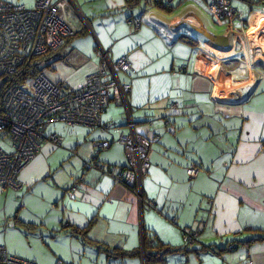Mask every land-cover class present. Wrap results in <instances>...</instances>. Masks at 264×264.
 I'll list each match as a JSON object with an SVG mask.
<instances>
[{"label": "crops", "instance_id": "1", "mask_svg": "<svg viewBox=\"0 0 264 264\" xmlns=\"http://www.w3.org/2000/svg\"><path fill=\"white\" fill-rule=\"evenodd\" d=\"M5 1L32 7L36 0ZM235 1L240 14L228 45L196 30L225 34L213 27L207 0H178L169 14L151 0H74L77 12L66 8L77 32L43 72L71 90L96 70L97 44L111 60L128 56L132 70L120 79L131 83L130 117L151 141L144 202L89 167L124 168L121 145H93L116 131L53 123L61 144H41L18 174L21 189L0 186L7 254L35 264H264V0ZM131 19L139 25L129 28ZM101 120L129 131L116 101ZM187 232L195 236L189 244ZM145 235L159 242L161 260L145 258Z\"/></svg>", "mask_w": 264, "mask_h": 264}, {"label": "built area", "instance_id": "2", "mask_svg": "<svg viewBox=\"0 0 264 264\" xmlns=\"http://www.w3.org/2000/svg\"><path fill=\"white\" fill-rule=\"evenodd\" d=\"M74 4V0H36L32 7H28L22 3L0 2V138L10 146L9 150L0 146V186L2 189H21L18 174L39 152L41 144L45 141L61 144L62 135L49 131L51 124L100 127L113 129L117 135L113 140H98L93 145L104 149L113 143L121 145L126 165L116 173L101 163H90L89 167L112 175L142 205L141 187L150 165L151 141L146 135L134 131L130 117L127 96L131 83L120 79L121 74L126 75L132 70L128 56L111 60L106 50L97 44L95 54L99 63L96 70L85 76L81 87L71 90H64L49 80L43 70L23 82L10 79L33 58L56 52L67 37L76 34L77 27L65 14L69 7L77 12ZM206 9L216 24L226 27L224 33L228 37L234 34L233 22L240 12L231 0H207ZM127 23L129 28L139 25L137 19ZM179 70H184V66L181 65ZM111 101L123 106L129 127L127 133L115 122H102V112ZM176 106V102H171V108ZM163 122L173 127L167 119ZM148 125L153 128L154 120H149ZM186 172L192 177L198 168L191 165ZM185 238L189 244L195 236L187 232ZM232 248L234 244L228 245V249ZM0 263L35 264L7 254L3 246H0ZM56 264L63 263L57 261Z\"/></svg>", "mask_w": 264, "mask_h": 264}, {"label": "trees", "instance_id": "3", "mask_svg": "<svg viewBox=\"0 0 264 264\" xmlns=\"http://www.w3.org/2000/svg\"><path fill=\"white\" fill-rule=\"evenodd\" d=\"M126 1H127L128 5L131 6L132 4L137 2L138 0H126ZM151 1L153 2L154 5H156L157 7L161 8V9H164L166 11H171L173 9V7L171 5H169L168 2H164L163 0H151ZM51 54H53V52H48L43 56L33 58L30 62H28L23 67V69L18 74L14 75L10 78L11 81L13 80L16 82H23L24 80L34 76L39 71L43 70L44 63H45V61L47 62V59L49 56H51ZM92 163L95 164L97 162H92ZM82 232H83V230H82ZM84 233H82V234H84ZM147 238H149V237L145 235V238H144V249H145L144 255H145V258L152 260V261L161 260L162 258H160V257L164 253H163L161 247L159 248V246H158L159 242H157L156 240L152 241V240H149ZM148 246L150 247V249L148 248ZM234 247H235V245H234ZM152 248H155V249L153 250ZM108 251H110V250H108ZM118 254L119 255L123 254V252L118 253Z\"/></svg>", "mask_w": 264, "mask_h": 264}, {"label": "water", "instance_id": "4", "mask_svg": "<svg viewBox=\"0 0 264 264\" xmlns=\"http://www.w3.org/2000/svg\"><path fill=\"white\" fill-rule=\"evenodd\" d=\"M196 30H198L206 38H208L209 40H211L217 44L228 45V43H229V39H228V36L226 34H213V33L208 32L206 30H200V29H196ZM224 32H225V30H224ZM56 55H58V53L53 54L51 57L54 58Z\"/></svg>", "mask_w": 264, "mask_h": 264}, {"label": "rangeland", "instance_id": "5", "mask_svg": "<svg viewBox=\"0 0 264 264\" xmlns=\"http://www.w3.org/2000/svg\"><path fill=\"white\" fill-rule=\"evenodd\" d=\"M164 2H166V1H164ZM177 2H178V0H172L170 3H171V5L176 6ZM234 3H236V1ZM158 9L160 10L161 8H158ZM205 9H206V4H205ZM161 10L164 11L165 13H167V14L171 13L172 11H174V12L176 11V10H172V11L168 12V11H165L163 9H161ZM206 11H207V9H206ZM174 12H172V13H174ZM213 25H214L213 27L215 28V30H220L221 28L224 29L223 25H218V24H213ZM0 146H3L6 150L10 149V146H9L8 142L3 140V139H1V138H0Z\"/></svg>", "mask_w": 264, "mask_h": 264}]
</instances>
